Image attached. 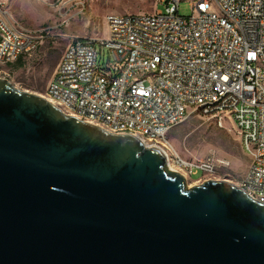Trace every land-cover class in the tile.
I'll return each mask as SVG.
<instances>
[{"label": "water", "instance_id": "obj_1", "mask_svg": "<svg viewBox=\"0 0 264 264\" xmlns=\"http://www.w3.org/2000/svg\"><path fill=\"white\" fill-rule=\"evenodd\" d=\"M0 264H264V204L0 79Z\"/></svg>", "mask_w": 264, "mask_h": 264}, {"label": "built area", "instance_id": "obj_2", "mask_svg": "<svg viewBox=\"0 0 264 264\" xmlns=\"http://www.w3.org/2000/svg\"><path fill=\"white\" fill-rule=\"evenodd\" d=\"M211 1L190 2L188 17L179 15V0L162 3L163 11L107 15L105 38L70 39L42 98L65 116L159 151L185 182L199 171L217 180L218 165L182 159L167 133L190 116L228 119L249 159L236 186L264 204V0ZM44 30L19 24L0 1V65L34 53ZM97 46L109 52L103 68Z\"/></svg>", "mask_w": 264, "mask_h": 264}, {"label": "rangeland", "instance_id": "obj_3", "mask_svg": "<svg viewBox=\"0 0 264 264\" xmlns=\"http://www.w3.org/2000/svg\"><path fill=\"white\" fill-rule=\"evenodd\" d=\"M5 11L19 24L31 29H45L46 37L21 63L0 65V79L20 91L43 97L54 69L71 38H105L107 15L151 13L163 11L167 0H0ZM179 0L182 17L191 15L190 2ZM212 4L211 0H208ZM211 11L218 13L212 5ZM97 66L109 61L107 49L97 46ZM178 153L187 161L213 160L218 167L214 177L236 185L245 174L249 159L241 151L238 134L228 119L221 124L198 116H190L166 135ZM199 178V179H198ZM185 182L191 188L208 181L199 171Z\"/></svg>", "mask_w": 264, "mask_h": 264}, {"label": "trees", "instance_id": "obj_4", "mask_svg": "<svg viewBox=\"0 0 264 264\" xmlns=\"http://www.w3.org/2000/svg\"><path fill=\"white\" fill-rule=\"evenodd\" d=\"M21 59H22V57H20V58H19L17 61H15V62L20 64V63H21ZM15 62H14V63H15ZM12 64H13V63H12ZM9 65H11V64H9Z\"/></svg>", "mask_w": 264, "mask_h": 264}, {"label": "bare ground", "instance_id": "obj_5", "mask_svg": "<svg viewBox=\"0 0 264 264\" xmlns=\"http://www.w3.org/2000/svg\"><path fill=\"white\" fill-rule=\"evenodd\" d=\"M168 169H171V167L169 166V168ZM171 171V170H170Z\"/></svg>", "mask_w": 264, "mask_h": 264}]
</instances>
